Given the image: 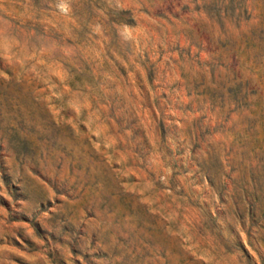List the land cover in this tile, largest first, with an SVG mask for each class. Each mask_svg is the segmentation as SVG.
I'll list each match as a JSON object with an SVG mask.
<instances>
[{"label":"rangeland","instance_id":"rangeland-1","mask_svg":"<svg viewBox=\"0 0 264 264\" xmlns=\"http://www.w3.org/2000/svg\"><path fill=\"white\" fill-rule=\"evenodd\" d=\"M0 264H264V0H0Z\"/></svg>","mask_w":264,"mask_h":264},{"label":"trees","instance_id":"trees-1","mask_svg":"<svg viewBox=\"0 0 264 264\" xmlns=\"http://www.w3.org/2000/svg\"><path fill=\"white\" fill-rule=\"evenodd\" d=\"M129 19V18H128Z\"/></svg>","mask_w":264,"mask_h":264}]
</instances>
